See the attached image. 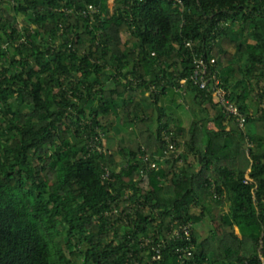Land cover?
<instances>
[{
  "label": "trees",
  "instance_id": "1",
  "mask_svg": "<svg viewBox=\"0 0 264 264\" xmlns=\"http://www.w3.org/2000/svg\"><path fill=\"white\" fill-rule=\"evenodd\" d=\"M181 1L0 0V264H149L160 240L152 264H261L264 0ZM188 41L244 130L189 81Z\"/></svg>",
  "mask_w": 264,
  "mask_h": 264
},
{
  "label": "built area",
  "instance_id": "2",
  "mask_svg": "<svg viewBox=\"0 0 264 264\" xmlns=\"http://www.w3.org/2000/svg\"><path fill=\"white\" fill-rule=\"evenodd\" d=\"M174 3L178 4L180 7H182V1L181 0H171ZM89 12L95 13L96 9L92 6H89ZM185 47L191 50L192 42L188 41L185 43ZM192 73L189 76V81L192 83L193 86H196L200 90L206 91L208 94H211L214 98V101L218 108H220L221 112L224 114L227 118L234 119L235 123L238 125V127L241 130H244L245 124H246V116L240 111L239 107L230 100L229 93L222 87L218 73L216 71H210V65L214 63V59L210 58L208 59L206 56V53H199L196 54L192 50ZM206 52V51H205ZM168 142L169 140L165 138ZM101 141V142H100ZM100 143V144H98ZM251 146L250 144L248 145ZM105 145H104V139L103 134L100 132L98 133V136L94 138L93 141L90 142V150L96 151L98 153H103L105 151ZM176 152L174 143L169 142L167 144V153L174 154ZM143 161L145 163H148L147 157L143 158ZM148 170L157 169L154 163H151L147 167ZM104 180H112L110 178V174L108 170L104 171ZM142 175V172H141ZM251 180L249 178H245L244 184H251ZM252 190H255V187L252 188ZM134 207V206H133ZM113 213H116L113 211ZM192 231V225L186 224V225H178V226H172L171 230L168 232V240H185L190 241V234ZM152 245V242L147 239L142 244H140L141 247ZM165 244L164 240H160V242L156 245L151 246V251L154 252L153 256L151 257V262L149 264H152V262H156L160 260V248L161 246ZM192 247H189L187 249H177L176 253L182 252L181 255H179V258H190L191 256V250ZM260 263L264 264V259L262 257H259Z\"/></svg>",
  "mask_w": 264,
  "mask_h": 264
},
{
  "label": "crops",
  "instance_id": "3",
  "mask_svg": "<svg viewBox=\"0 0 264 264\" xmlns=\"http://www.w3.org/2000/svg\"><path fill=\"white\" fill-rule=\"evenodd\" d=\"M188 100V98H186V102H189V101H187ZM190 104L189 103H187L186 105H185V107H184V110H183V113H182V115H181V118H182V121H183V128H185V129H188V127H189V125H190V122L192 121V119H193V116L191 115V106H189ZM197 114V113H196ZM192 116V117H190V116ZM207 127H208V129H214V126H213V124L212 123H209L208 125H207ZM224 211L225 212H227L228 211V206L227 205H225V208H224ZM204 226H208V231H209V223H208V221L206 220V219H204L203 221H202V223L198 226V230H200L201 228H204ZM197 230V231H198ZM203 231H204V229H203ZM234 231H235V234L238 236V237H240V234H239V231H238V229L237 228H235L234 229ZM199 232V231H198ZM202 236V235H201ZM205 237V236H204Z\"/></svg>",
  "mask_w": 264,
  "mask_h": 264
},
{
  "label": "rangeland",
  "instance_id": "4",
  "mask_svg": "<svg viewBox=\"0 0 264 264\" xmlns=\"http://www.w3.org/2000/svg\"><path fill=\"white\" fill-rule=\"evenodd\" d=\"M112 4H113V0H108V6H109V10H110V12H111V10H112ZM19 21H21V20H19ZM20 26H21V24H20ZM122 39L123 40H126L127 39V37L125 36V35H123L122 36ZM106 143H104V145H105ZM196 229L198 230V226H196ZM203 229H204V231H203ZM199 231V233L204 237V236H206L207 234H208V226H204V228H201L200 230H198Z\"/></svg>",
  "mask_w": 264,
  "mask_h": 264
}]
</instances>
